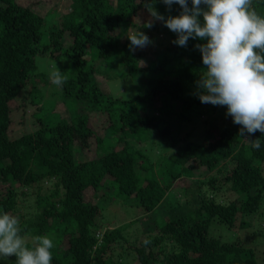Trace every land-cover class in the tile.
<instances>
[{
    "label": "trees",
    "instance_id": "obj_1",
    "mask_svg": "<svg viewBox=\"0 0 264 264\" xmlns=\"http://www.w3.org/2000/svg\"><path fill=\"white\" fill-rule=\"evenodd\" d=\"M144 2L67 0L70 12L49 28L46 16L34 8L0 0V214L16 215L25 238L52 239L51 264H123L124 259L120 262L114 255L119 247L123 255L133 253V264H264L263 243L255 234L262 235L249 231L264 204V134L238 136L241 126L230 116L225 125L205 123L198 142L191 140L190 132L183 139L180 130L174 132L180 123L196 122L197 112L216 107L201 104L196 95L195 82L206 68L194 45L206 41L190 39L187 48L179 47L172 43L176 35L164 26L171 44L159 47L163 60L152 61L158 77L142 95L111 97L97 78L105 72L103 63L111 65L114 58L132 78L143 72V56L139 49L129 52L127 31L147 34L146 23L134 22ZM253 7L264 17V0H254ZM47 52L50 58L65 60L64 76L66 70L72 74L62 88L53 86L50 102L58 94L72 113L48 118L43 107L44 115L34 114L38 128L13 137L14 113L24 108L21 94L27 91L37 106L45 101L43 89L50 76L40 72L37 59ZM102 113L109 122L103 137L94 125V115ZM151 131L165 140L173 137L175 151L159 162L139 149ZM92 139L94 156L77 162L78 150L88 154L94 147ZM245 139H260L261 148H252ZM201 168L210 174L204 187L196 178ZM108 178L149 215L184 180L188 185L177 199L183 212L161 219L155 234L126 249L123 228H102L97 202L106 197L101 191ZM192 184L198 187L196 196L189 193ZM224 187L237 195L229 204L219 200ZM32 198L35 202L21 211L20 205ZM234 232L239 237H232ZM15 259L10 257L8 264Z\"/></svg>",
    "mask_w": 264,
    "mask_h": 264
},
{
    "label": "clouds",
    "instance_id": "obj_2",
    "mask_svg": "<svg viewBox=\"0 0 264 264\" xmlns=\"http://www.w3.org/2000/svg\"><path fill=\"white\" fill-rule=\"evenodd\" d=\"M176 16L162 15L150 5V20L156 21L176 35L174 45L187 48L188 41L201 53L206 71L195 82L201 104L226 106V115L240 125L238 136L250 137L257 131L264 134V17L257 14L254 0H160ZM129 52L135 53L153 43L140 30L127 36ZM51 82L62 88L67 77L56 68ZM247 140L252 148H261L260 139ZM53 240L47 236L32 237L29 246L17 217L0 214V260L15 257V264H51Z\"/></svg>",
    "mask_w": 264,
    "mask_h": 264
},
{
    "label": "rangeland",
    "instance_id": "obj_3",
    "mask_svg": "<svg viewBox=\"0 0 264 264\" xmlns=\"http://www.w3.org/2000/svg\"><path fill=\"white\" fill-rule=\"evenodd\" d=\"M18 1L23 6L32 7L39 14L43 15L44 17L46 16L49 28L50 26L53 27V25L58 24L59 19L62 17V14L70 12L68 5H66L67 0ZM149 5L157 12L165 16H176L180 12L179 5L174 4L172 6L171 13H169L166 11L165 5L158 4L153 6L150 0H145L142 9L134 17L135 23L143 24L147 23L150 20L151 17L149 12L150 9L148 7ZM189 6L191 7V5ZM165 30L166 29L164 25L159 21H156L152 28H146V35L150 38V40L153 41V43L148 47L138 50V52L142 54L144 60H141L140 62V68L143 70V72L138 75L136 79L132 78L123 66L117 64V59L115 58L112 60L111 65H109V63L105 65L103 63L102 68L105 69V72L98 74L97 78L99 79L103 91L106 94L111 97L131 98L142 95L150 89L151 85L153 84V80L158 77V73L154 70L152 61L154 59L163 60V57L161 56L163 50L159 47L165 48L166 46L171 44L170 37L167 35ZM135 31L136 30L131 29L127 31V33L128 35H131ZM37 60L40 72H46L49 76H51L56 68H58L60 71H63V68L65 69L67 65L65 60H55L53 58H50L49 53L40 54ZM97 64L98 68H100V64ZM159 68L161 67L158 65V69ZM66 71L67 72L65 73V76H67V74L72 75L68 70ZM108 72L110 74H108ZM41 86L42 84H40V87ZM53 86L54 84L50 80L49 85L44 89L42 88L43 91H45V101L43 99L42 104H40L39 106L32 104L27 91L26 93L24 92L21 94L20 101L24 103V108L23 110L14 113V122L11 127V135L13 137H20L25 133H31L35 131L38 128L39 123L37 122V120H35L34 114L40 113L41 115H44L43 107H45V116H47L48 118L55 117L56 115L69 117V114L72 113V110L69 109L68 105L65 104L63 99H60V95L54 94V102H50L52 98L51 94L54 91ZM209 110L210 109L207 108L202 110V112H197V114L193 115V118L197 119L196 122L192 123L191 125H187V123L189 122L180 123V128L176 129L174 132L180 130V138L182 139L187 135L188 132H190L191 140L198 142L203 139V136L205 134V123L208 122L209 125L211 123V120L212 123H218L219 125H225L227 123L228 116L226 115V109H224L223 106L213 107L211 109L212 111L210 110V113ZM94 116L96 117L94 119V125L99 134L103 137L106 135L105 125H108L109 123L107 120V114L102 113ZM152 116H155L158 119H163L158 111H152ZM162 125L164 126L165 123H162ZM172 142L173 137L170 136V140H165L164 138L158 136V133L156 131H151L148 135L147 141L140 144L139 149L141 148L143 150V152L149 157L150 161L159 162L162 161V159H164L165 157L170 156L175 151V149H172ZM91 144H94V147H92L90 151H87L89 155L82 153L81 151L79 153L78 150L77 162H79L80 160H88L91 158V156H94L96 151L94 139H92ZM204 172V168L196 171V178H198L200 186L202 185L203 187L210 181V174L206 175ZM220 178H224V176ZM108 179L109 182L107 183V186L104 189L101 188V192L105 193L106 197L98 198L99 201L97 202V205L102 211V228H123L125 231V235L127 236V240L130 242L123 243V246L126 247V249L129 246L133 245V241L147 238L153 233L155 234V232L158 230L157 225L159 224V221L161 219H166L167 216H173L177 213L180 214L183 212L182 204L177 203V199H180L179 194H182L181 190L183 186L188 185V183L184 180H180L179 182H177V188L172 189L171 192L168 193L163 205L153 214L149 215L146 214V212L142 208H139L137 206V203H134L133 199H126L124 195H121L118 192L117 186L112 184V182L110 183V181H112L110 178ZM192 188L189 193L191 194V196H196L198 187H195V185H193ZM236 197L237 195L232 190H230L229 187H224L222 188L219 195V200H222L224 203L229 204L230 202L237 199ZM87 199L94 200L93 198H91V196H87ZM180 201L181 203L184 202L185 197L181 198ZM34 202L35 199L32 198L22 203L20 205L21 211H26V209L29 207V204L32 205ZM173 205H175L176 207L174 208ZM184 210H187L186 205L184 206ZM259 213L261 216H259L258 219L254 220V226L251 227L249 231H257L261 233L262 237H258L257 233L255 234V236L260 241H262L263 244L259 245L260 248H262L264 247V204L261 206ZM15 217L17 216L15 215ZM242 234H245V230L242 231ZM239 235V232H234V235L232 237H239ZM25 239L27 244H32V237H26ZM114 255L116 256V259H119L118 261L120 262L124 259V263L127 260L129 261L128 264H133L130 262L133 258V253H125L123 255L119 247L115 251ZM9 261L10 258L7 260H0V264H8Z\"/></svg>",
    "mask_w": 264,
    "mask_h": 264
}]
</instances>
